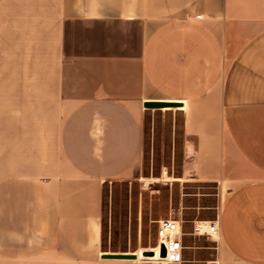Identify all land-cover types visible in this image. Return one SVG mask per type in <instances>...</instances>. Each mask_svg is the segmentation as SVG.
<instances>
[{"label":"crops","instance_id":"crops-1","mask_svg":"<svg viewBox=\"0 0 264 264\" xmlns=\"http://www.w3.org/2000/svg\"><path fill=\"white\" fill-rule=\"evenodd\" d=\"M149 100L217 186L214 263L264 264V0H0V264H184L102 247Z\"/></svg>","mask_w":264,"mask_h":264},{"label":"rangeland","instance_id":"rangeland-1","mask_svg":"<svg viewBox=\"0 0 264 264\" xmlns=\"http://www.w3.org/2000/svg\"><path fill=\"white\" fill-rule=\"evenodd\" d=\"M183 120L181 103L146 106L138 174L133 179H109L103 185L105 253L160 260L157 225L159 219L170 217L183 220L184 264H215L218 236L195 225L216 218L217 186L184 175Z\"/></svg>","mask_w":264,"mask_h":264},{"label":"built area","instance_id":"built-area-1","mask_svg":"<svg viewBox=\"0 0 264 264\" xmlns=\"http://www.w3.org/2000/svg\"><path fill=\"white\" fill-rule=\"evenodd\" d=\"M198 16H201L200 14ZM208 223V222H217L216 219H206V220H200L199 223H196L195 227L196 229L200 230L202 227L201 223ZM217 234L220 233V227L217 222ZM183 220L178 218H170V217H164L159 219L158 225H157V237H158V245L157 249L160 251L161 245H164L166 248V256L161 257L160 259H180V252L183 247ZM209 234V230H207Z\"/></svg>","mask_w":264,"mask_h":264},{"label":"water","instance_id":"water-1","mask_svg":"<svg viewBox=\"0 0 264 264\" xmlns=\"http://www.w3.org/2000/svg\"><path fill=\"white\" fill-rule=\"evenodd\" d=\"M171 103H173V102L161 101V100H149V101H146L145 105L146 106H167V105H171ZM150 252H152V251H150ZM159 252H160V258L166 256V248L164 245H161V249ZM106 256L135 257L134 254H129V253H106Z\"/></svg>","mask_w":264,"mask_h":264},{"label":"bare ground","instance_id":"bare-ground-1","mask_svg":"<svg viewBox=\"0 0 264 264\" xmlns=\"http://www.w3.org/2000/svg\"><path fill=\"white\" fill-rule=\"evenodd\" d=\"M202 224V229L203 230H209L210 231V233L212 232V233H214L215 235H217L218 236V234H217V222H208V223H206V222H204V223H201ZM147 254V253H146ZM144 256V255H143ZM147 257H152V256H147Z\"/></svg>","mask_w":264,"mask_h":264}]
</instances>
